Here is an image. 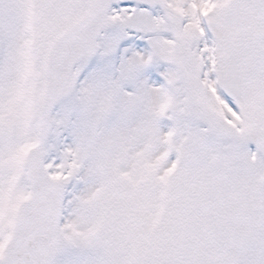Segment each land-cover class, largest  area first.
Listing matches in <instances>:
<instances>
[{"label":"snow or ice","instance_id":"6c2138e0","mask_svg":"<svg viewBox=\"0 0 264 264\" xmlns=\"http://www.w3.org/2000/svg\"><path fill=\"white\" fill-rule=\"evenodd\" d=\"M0 264H264V0H0Z\"/></svg>","mask_w":264,"mask_h":264}]
</instances>
